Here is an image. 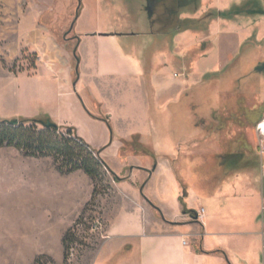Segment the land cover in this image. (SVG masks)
I'll return each instance as SVG.
<instances>
[{"label": "crops", "instance_id": "obj_1", "mask_svg": "<svg viewBox=\"0 0 264 264\" xmlns=\"http://www.w3.org/2000/svg\"><path fill=\"white\" fill-rule=\"evenodd\" d=\"M191 1L162 0L152 14L146 0L141 18L125 0H0V120L71 128L119 179L94 264H264L258 146L215 144L204 126L202 140L178 141L172 124L180 95L242 53L261 63L245 84L262 88L244 100L264 108V0ZM213 117L232 134L264 110L245 124L238 110ZM91 184L46 158V238L59 253Z\"/></svg>", "mask_w": 264, "mask_h": 264}, {"label": "rangeland", "instance_id": "obj_2", "mask_svg": "<svg viewBox=\"0 0 264 264\" xmlns=\"http://www.w3.org/2000/svg\"><path fill=\"white\" fill-rule=\"evenodd\" d=\"M147 2L149 4V0ZM161 2L162 0H152V9L146 10L151 11L152 14H160L163 8L164 12L163 3L166 1L162 3L163 5ZM125 3L132 15L141 18L147 15L144 10L146 0H125ZM259 66L261 63L258 59L242 53L238 60L222 73L209 74L200 84L194 85L180 95L179 100L172 105V109L177 111L172 123L179 129L177 140L186 142L190 132H199L202 140L204 136L202 126H204L206 131L210 132L211 141L215 144L226 140H242L244 144L251 143L253 149L259 147L263 137L257 131V126L253 130L245 127L237 128L231 134L229 129L224 131L221 129L225 125L221 119L213 117L215 114L228 116L231 113L232 115L238 110L245 113V118H242L245 124L249 117L248 112L252 115L249 120H254L262 113L264 108L261 103L244 100L260 92L262 88L255 84L248 86L245 84L249 77L253 79L250 83L256 81V77L252 75L255 69L252 68ZM215 77H218L219 82L211 81ZM188 78L192 81V76ZM181 80L183 78H180ZM209 81L214 84L208 86ZM230 81L235 85L230 84ZM235 100L239 101L237 105L234 104ZM251 108H253L252 112ZM155 111L156 109H152L153 114ZM155 119L160 122V119ZM47 158L53 161L55 170L62 176L68 177L75 173H61L55 159ZM112 183L113 178L106 168L103 169L99 179L92 180L91 197L64 235L59 253L55 240L46 238V157L33 158L25 156L22 151L13 147L0 148V264H94L95 254L103 237L102 234L93 233L91 230L96 220L100 219L99 221L105 225L104 234H106L104 201L112 194L110 192ZM66 235L69 238L68 243L64 242ZM72 253L73 258H71Z\"/></svg>", "mask_w": 264, "mask_h": 264}, {"label": "trees", "instance_id": "obj_3", "mask_svg": "<svg viewBox=\"0 0 264 264\" xmlns=\"http://www.w3.org/2000/svg\"><path fill=\"white\" fill-rule=\"evenodd\" d=\"M2 147L16 148L25 156L33 158L53 157L61 173L83 171L93 181L102 176L105 168L100 152L92 149L71 128L57 125L55 128H44L40 120L22 119L18 120L17 125L0 120V148ZM68 235L64 239L65 243L69 242Z\"/></svg>", "mask_w": 264, "mask_h": 264}, {"label": "built area", "instance_id": "obj_4", "mask_svg": "<svg viewBox=\"0 0 264 264\" xmlns=\"http://www.w3.org/2000/svg\"><path fill=\"white\" fill-rule=\"evenodd\" d=\"M257 131L261 134V136L263 137V139L261 140L259 147H258V152L260 155L264 156V118L258 123L257 125ZM113 184V183H112ZM108 190V189H107ZM111 192V190H110ZM203 215L201 213H199L198 215V219H202ZM100 219H97L95 224L93 225V229L91 230L93 233H100L102 234L103 239L106 238V234H104L105 232V225L103 224V222L99 221ZM73 252V251H72ZM74 257V254H71V258Z\"/></svg>", "mask_w": 264, "mask_h": 264}, {"label": "water", "instance_id": "obj_5", "mask_svg": "<svg viewBox=\"0 0 264 264\" xmlns=\"http://www.w3.org/2000/svg\"><path fill=\"white\" fill-rule=\"evenodd\" d=\"M10 125H17L18 124V120H12V121H8ZM41 124L44 128H55L56 125L51 123L50 121H41Z\"/></svg>", "mask_w": 264, "mask_h": 264}, {"label": "flooded vegetation", "instance_id": "obj_6", "mask_svg": "<svg viewBox=\"0 0 264 264\" xmlns=\"http://www.w3.org/2000/svg\"><path fill=\"white\" fill-rule=\"evenodd\" d=\"M152 6V0H149V10L151 9L150 7ZM117 178V177H116ZM116 178H113V184L115 183V181H116ZM112 193H113V185H112V191H111Z\"/></svg>", "mask_w": 264, "mask_h": 264}]
</instances>
